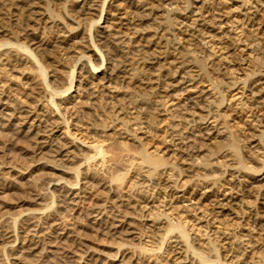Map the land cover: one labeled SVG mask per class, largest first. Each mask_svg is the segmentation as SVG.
<instances>
[{
  "label": "bare ground",
  "instance_id": "6f19581e",
  "mask_svg": "<svg viewBox=\"0 0 264 264\" xmlns=\"http://www.w3.org/2000/svg\"><path fill=\"white\" fill-rule=\"evenodd\" d=\"M41 1L0 0L3 9L12 6L26 21L19 32L23 41L18 37L14 41H0L2 154L6 155L4 149L14 145L18 135L24 133L30 143L16 145L18 157L45 170L43 180L55 193L56 206L73 209L88 189L86 185L78 186L79 180L66 178L79 172L69 162L77 161V156L80 165L86 160L90 165L101 164L106 143L125 146V141L136 142L141 150L138 155L128 156V164L125 163L136 180L126 197L110 186L108 190L114 195L92 204L87 216L89 222L96 224L95 230L118 236L123 224H136H131L133 219L142 221L156 235L165 230L173 243H165L163 253L154 256L153 264H207L203 252L219 264L228 259L233 264H240L241 259V264H264V255L259 254L262 251L258 253L264 241V187L255 188L257 181H264V171L258 177L247 166L257 161L264 167V149L260 156L248 152L240 159L232 146L223 148L216 144L221 141L216 137L227 135L230 122L244 116L243 132L250 135V143L262 144L264 148V129L260 128L264 127V115L256 114V109L264 105V0H73L67 8V23L51 17ZM106 2L109 23L102 26L100 33L95 29L94 34L91 28L98 25L95 21L102 18ZM236 2L244 8L234 7ZM95 15L97 19L92 18ZM84 39L90 42L85 43ZM69 59L79 68L81 88L74 89V93L71 90L75 75L72 69L71 76L66 78L71 84L64 86L63 95L53 92L45 99L50 83L59 81L57 76H61ZM88 64L93 72H88ZM211 74L219 78L222 89L210 91L202 86L209 77L212 80ZM177 86L196 88L197 94L187 97L193 104L192 118L188 120L179 117L178 112L162 109ZM12 89L25 96L24 101L11 98L7 92ZM66 91L68 95L64 94ZM54 95L58 100L51 103L49 97ZM96 99L102 101L99 113L83 109L90 108ZM49 103L56 106L57 112L47 110V118L37 117L42 113L38 108L44 111ZM161 110L170 114L160 137L163 153L172 151L170 162L162 154L155 156L146 151V142L160 134L157 124L164 112ZM61 126L66 137L57 139L55 133ZM78 135L92 138L93 154H83ZM214 147L216 150H212ZM201 152L206 157L196 160ZM0 167L24 173L7 161ZM185 175L189 178L182 180ZM146 187L153 190L150 195L145 194ZM30 194L21 196L19 201L39 206L29 209L26 221L22 216L27 213L18 216L26 222L24 226L18 223L15 227L17 218L3 219L8 225L0 228V256L9 251L11 258L21 257L24 263L31 254L33 259H28L27 264H39L41 256L34 255L38 247L47 245L58 246L64 254L79 249L81 263H89L93 249L83 234V224L65 223L61 209L47 213L51 202H42L37 191ZM250 194L259 196L258 204H247L239 210L235 205L241 206L239 202ZM185 200L189 203L184 204ZM149 203L159 211L144 214ZM234 217L239 220L237 226L233 225ZM92 225L91 228L95 226ZM55 228L63 231L53 235L51 230ZM123 245L114 246L115 254L104 255L110 264H128L130 258L122 251L128 246ZM57 254L52 253L53 260L61 256ZM246 257L251 258L248 263ZM11 260L8 257L5 261L17 264ZM53 260L41 264L59 263L57 258Z\"/></svg>",
  "mask_w": 264,
  "mask_h": 264
},
{
  "label": "rangeland",
  "instance_id": "374dc122",
  "mask_svg": "<svg viewBox=\"0 0 264 264\" xmlns=\"http://www.w3.org/2000/svg\"><path fill=\"white\" fill-rule=\"evenodd\" d=\"M72 1L73 0H42L41 4L42 5L44 4L43 5L44 8L46 9L48 14L49 13L51 14V17L56 18V19H58V17H59V19H58L59 21H62V22L65 21L64 23H67L70 21L68 20L66 12L68 10L67 8L71 7ZM103 1L104 0H101V2H103ZM249 4L247 3L246 6H249ZM238 5L240 6V2L239 3L236 2V4H234V7H237ZM108 6H109V4H108V2H106V4H104V8H105L106 12L105 11L103 12V16L99 21L98 20L95 21L96 23L98 22V25L96 24L94 27L91 28V32H93V28H94V34H95V29H97L96 31L97 32L99 31V33H100V30H102V26L109 23V22H107L108 21L107 19L109 18V14L107 12V10L109 8ZM239 6L237 7L238 9L244 8L243 5H241L242 8H240ZM231 7L233 8V5ZM0 8H1L0 9L1 10L0 11V31H2V32H0V41H7V40L14 41V38H16V37L19 38V41H23V38H21V36H20L21 33H19V32H22V27H25V25H24V23H26V21L24 20L25 16L20 17L19 11L15 10L12 6L9 7L8 10L6 9V7H4V9H3L2 5L0 6ZM263 14H264V12H263ZM92 18L97 19V15L92 16ZM69 26H70V23H69ZM69 26H67V27H69ZM13 31H15V32H13ZM72 31L74 32L75 30L73 29ZM101 34H102V32H101ZM76 39H79V38L77 37ZM85 41H86V39H84L83 42H85ZM88 42H90V41H88V39H87V41L85 43H88ZM91 53H92V51H91ZM30 56H31V58H36L35 57L36 55H30ZM250 58L251 57H249V59ZM71 59H73V58H71ZM69 61H68V63L66 62L67 65L65 67H63V69L61 70L62 71V74H60L61 76L60 77L57 76L59 81L57 83L54 81L55 84L50 83L51 84L50 89L49 90L47 89L45 94H44L45 99L48 98V96H50V94H52L53 92H57L60 96L63 95L62 89L64 88V86H70V84H71L70 80L66 81V78L68 79L71 76L70 73H71L72 69H75V75H74V78L72 81L71 90L73 91L74 89H76L78 87V76H79L78 71H79V68L77 67V65H74L73 60L69 59ZM96 62L100 63V60H97ZM87 70H88V72H93V68L90 65L87 67ZM61 71H60V73H61ZM248 71L250 72V70H246V72H248ZM42 73H44V76H46L45 75L46 71L45 72L43 71ZM212 75H214V74H211L212 80H210V77H209L208 81H206V82L204 81V84H202V86H205L206 89H209L210 91L211 90L214 91L218 87L220 89H222V87L219 86V84H220V83H218L219 80H217L219 78H216L215 75L214 76H212ZM214 77L216 78L215 80H213ZM48 79L51 80L52 77L50 75H48ZM213 81H214V83H213ZM199 86H201V85H198V87ZM12 87H16V85L13 84ZM78 88H81V87H78ZM15 90L16 89L9 90V92H7V93H10L12 95L11 98H14V100L24 101L25 96H23L19 91H15ZM195 90H196L195 87H191L189 89H183L181 86L175 87L173 90H171L172 95H170V97H168L166 99L164 104H162V109H168V111L170 109L171 111H174V114L175 113L177 114V112H178V116L179 117L181 116L182 118H184L186 120L192 118V114H191L192 110H191L190 106H193V104L190 101H188L187 97H190L189 95H192V94L193 95L197 94V92H195ZM68 92L69 91H66V92H64V94L68 95ZM73 93H74V91H73ZM10 94H9V96H10ZM49 99H50L51 103H52V101L56 102L58 100V98L55 97V95L53 97H49ZM28 100H31V99H28ZM98 100L96 99L95 101H93L92 102L93 105L91 104L90 108H88V107L86 108L84 106L83 109H85L86 111H89L90 113L92 112V114L99 113L102 101L100 99H98ZM100 101H101V103H100ZM51 103H49L46 106V110L44 109V111L42 109L38 108V111H42V113L41 112L38 113L37 117L39 116V118H42V119L47 118V116H46L47 110H51V113L57 112L56 106H52ZM99 103H100V105H99ZM188 103H190V104H188ZM63 107H64V104H61L60 110H62ZM92 107H93V109H91ZM95 107H96V109H95ZM45 111H46V113H45ZM161 111H164V112H163V114H160L159 121L157 124L160 127V131H159L160 134L155 136L154 139L148 140L146 142V146H147L146 151H149L150 153H152L155 156H156V154L158 156L160 154H162L163 156H161V157L167 158V159H165V161L170 162L172 160V157H173V154H171L172 151L166 150L167 152L165 151L163 153V150H165V148H163V145H162L163 143L161 142V138H160V137H162L161 135L163 134V129L165 128L166 122L169 119L170 114L167 110H161ZM256 114L264 115V105L261 108H258V110L256 109ZM174 117H176V116L174 115ZM69 123L71 124L72 122L70 121ZM244 123H245V117L244 116L237 118L235 121H231L229 126H228V130H229V131H227L228 136L226 135L225 137L223 136L220 138L216 137V139L221 140V141L216 142V144H220L223 148H228V147L232 146L240 154L239 155L240 159H243L245 157V154L248 152H253V155H256V154L258 156L262 155L261 151L264 149L262 144L261 145L259 143L254 144V142L250 143V141H251L250 135L249 134L247 135L246 133L243 132L244 131V128H243ZM70 128L73 131L72 124L70 125ZM260 128L264 129V127H260ZM64 130H65L64 126H61L59 131H57L55 133L57 139H63L64 137H66ZM78 137H79V143H82V146L84 149L83 154L85 153L86 156L93 154V151L91 150V145L94 144V142H92V138L85 139L83 136H80V135H78ZM16 140H17V142H15ZM16 140L14 141L15 142L14 145H10V146H8L7 149H4V151H6L8 156H6L7 154L6 155L4 153L2 154V152L0 151V156L2 155L0 157V165L1 166H2V164H4V162L7 161V162H9V164H14L15 168H18L19 170L23 169V171H24V173H19L18 170L7 171L8 169L0 167V228H5L8 225L7 221H5L6 223L4 222L5 219L10 221L11 219L13 220V218L14 219L17 218L16 224H15L16 228L18 226V223H21V225L24 226L26 223V222H24V221H26L24 219H26L28 216H30V214H29L30 210L32 208L33 209L37 208L36 206H39V204L36 205L35 202H29V201H27V202L21 201L20 202L19 200H20V198H22L21 196H25V195L29 196V194L31 192L37 191L42 196V199H41L42 202H45V203L51 202V207L48 209L49 211H47V213H49L51 210L53 212L54 211L53 209H61L63 211V213L65 214V216H64V218L66 220L65 223H74V224L79 223L81 225L83 224V228H82L83 234L85 237L87 236V239L89 240L87 243L93 249V252H91L92 258H91V260L88 261L90 264H110V263H112L110 261H107L106 257L104 255L115 254L116 248L119 247L118 245L119 244L123 245V243H124L123 246H128L122 250V251H124V254H126V256L127 257L129 256V258H130L128 261V264H153L155 261L154 256H156V254H160L161 252L163 253L165 243H167V244L173 243L172 240L170 239V233L167 232V234H166V231L164 230L165 233H163L162 235H160V234L156 235L154 233V231H152L149 227L146 228L144 225H142L141 223H143V222L142 221L140 222V220H134V219L131 220L132 221L131 224L136 223L133 226H129L128 224H123V226H122L123 228L121 227V231L118 233L119 235L117 234L118 236L110 235V234H107V235L102 234L97 229L95 230V227H96L95 223H92V221L89 222L90 218L87 216V214H88L91 206H93L94 204H100L102 202V199L108 195H110V196L114 195V193H110V191L108 190L110 186L114 187V189L116 188L115 189L116 193H118V194L120 193V194L125 195L124 197H126V195L128 194V188L131 187L130 185L132 184V181L135 182L136 179L132 175L134 172L130 173V170H129V172L127 171V168H129L130 166L127 165L128 160L126 161V158L128 156L132 157V156H134V154L138 155L137 152H139L141 150V146L138 143L132 142V141H127V142L125 141L124 142L125 146H120L121 144L115 145V144L106 143V145L104 146V148H105L104 152H103L104 154L102 153L103 161L101 164L99 162H96V163H92L90 165V162L86 160L85 162H83L80 165L79 162H81V161L78 160L77 156L75 157V159L77 161H75L73 163L69 162V165H71L72 167L73 166L78 167L79 172H78V174H76L77 173L76 172L75 174L66 175V178L69 180H79L80 183L78 184V186H81V185L85 186L86 185L85 188L88 189V193L86 194V196L80 198L79 199L80 201L78 200V202L76 203L77 205L75 204L72 206V208L75 207V208H73L74 209L73 210V209H68V208H63V207L60 208V207L56 206L57 198L55 196V193H53L50 190V188L48 187V184H46L44 182L45 179L43 180V177H46L45 176L46 174L44 173L45 170L42 171L41 169H38L36 167H32L31 161H29L28 159H20L18 157L19 148H16V145L29 144L30 142H29L28 137H26L24 133H22V134L20 133V135H18V138ZM249 143H250V145H249ZM0 145H2L1 142H0ZM214 145H215V143H214ZM212 150H216L215 147ZM74 153L76 154L75 151L73 152V154ZM97 155H98V153H97ZM135 157H136L135 160H138L137 156H135ZM197 157H199V158H197ZM197 157H196L197 158L196 160H199V159H202V157L205 158L206 155L203 156V153L201 152L199 155H197ZM224 162H225V160H224ZM125 163H127V164L125 165ZM89 166H90V168L86 170V168H88ZM247 166L252 167L253 168V171H252L253 174L254 175L256 174L255 176H258V177H260L261 173L264 171V167L262 166V162L260 163L257 161L256 162L253 161L251 163H248ZM24 169H26V170H24ZM5 170L7 172H5ZM11 177H12V179H11ZM188 178H189V176L185 175L182 177V180L188 179ZM2 181L4 184H1ZM82 181H84V182H82ZM256 184H255L256 186L255 185L254 186L257 189H261L260 187H262V188L264 187V181H257ZM258 185H259V187H258ZM251 188L253 189V191L256 190L253 187H251ZM39 190H40V192H39ZM41 192L43 194H41ZM126 192H127V194H126ZM152 192H153V190L150 187L145 188V194L146 195H150ZM247 198H244L245 200H243L242 202H239L242 207L238 206V205H235V206L239 210H241V208H243L244 206L246 207L247 204H251V203L252 204H254V203L258 204V202L260 200V199H258L259 196L257 197L256 194H253V195L250 194ZM183 203L187 204V203H189V201L185 200V201H183ZM141 205H143V203ZM146 206L147 207L145 208L146 211L144 214H148V212H149V214H150V212L156 213V211H159L157 209V207L152 203H149ZM65 209H67V210H65ZM21 213H23V214L27 213L26 215L22 216V218L24 220L23 222H21L22 219L20 217H18ZM134 215L136 217H138L137 213ZM170 217H172V216H170ZM172 219H173V217H172ZM237 219H238L237 217H234V219H232L234 221V223H233L234 226L238 225L239 220H237ZM129 221H130V219H129ZM235 221H237V222L235 223ZM87 223H89V225ZM90 224L92 226L95 225L94 227H92L94 229H92L90 227L91 226ZM61 231H63L62 228H55V229L51 230V232H53V235L56 232V234H55L56 236H58L59 235L58 232H61ZM132 231H134V232H132ZM56 236H55V238H56ZM20 243L21 242H19V245H20ZM42 246L44 247L43 248L44 250H42ZM114 246H117V247H114ZM260 246L261 247H260V249H258V253L260 251H262L259 254L264 255V241H261ZM46 248H48V250H53V252H49V251L47 252ZM18 250H20V249H18ZM37 250H38V252L36 251V254L34 255V257L41 256L42 261L39 264H41L42 262H48L47 259L49 261L51 259L53 260L54 259L53 255H55V254L58 255L57 254L58 252H59V256H60V254L62 256V260L60 259L61 256L60 257L56 256L57 261L59 262L58 264H60V263L61 264H89V263H81L82 258L80 259L79 255H80V253H82V251L79 249L74 248L72 252H69V253L65 252V254H64V251L62 249H60L58 246L54 247V246L41 245L40 247L37 248ZM94 250H95V253H94ZM55 251H56V253H55ZM7 252L4 254L6 257L0 256V264H7V262L5 260L8 257H10V259H12L11 261H15L17 264H27V261H29L28 259H31V260L33 259V255L30 256L31 254L30 255L28 254L27 260L25 259V261L23 263L22 262L23 260L21 257H19L18 259L17 258L13 259V258H11V256H12L11 253L9 251H7ZM61 252H63V254ZM52 253H53V255H52ZM92 253H94V254H92ZM8 254H10V255L8 256ZM67 254H68V256H67ZM201 254H202L203 260L208 262L207 264H212V263L213 264H219L217 261L215 262V260H213V257L208 255L206 252H203ZM23 255H26V253H23ZM48 256L51 257V259ZM56 258L53 261H56ZM93 258H94V260L92 261ZM249 258L250 257H246L245 263L249 262ZM63 259H64V261H63ZM241 263H242V259H241ZM224 264H233V262H231L228 259V260H224Z\"/></svg>",
  "mask_w": 264,
  "mask_h": 264
}]
</instances>
